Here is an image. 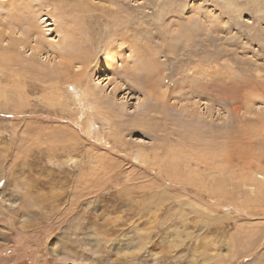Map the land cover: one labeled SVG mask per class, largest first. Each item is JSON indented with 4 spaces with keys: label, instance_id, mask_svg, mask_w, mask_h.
Wrapping results in <instances>:
<instances>
[{
    "label": "rangeland",
    "instance_id": "rangeland-1",
    "mask_svg": "<svg viewBox=\"0 0 264 264\" xmlns=\"http://www.w3.org/2000/svg\"><path fill=\"white\" fill-rule=\"evenodd\" d=\"M0 32V264H264V210L199 182L264 173V0H0Z\"/></svg>",
    "mask_w": 264,
    "mask_h": 264
},
{
    "label": "bare ground",
    "instance_id": "bare-ground-1",
    "mask_svg": "<svg viewBox=\"0 0 264 264\" xmlns=\"http://www.w3.org/2000/svg\"><path fill=\"white\" fill-rule=\"evenodd\" d=\"M75 2V1H74ZM77 3V2H76ZM10 4L12 5V6H15L14 4H13V2L11 1L10 2ZM58 5V4H57ZM74 6V5H73ZM19 7V6H18ZM75 8V10H74V12H75V15H78L79 16V14L78 13H84L85 11H86V7L87 6H85L84 4H83V6L81 5V4H76L75 6H74ZM77 16V17H78ZM52 17H53V15L52 14H50L49 13V17H48V19H52ZM82 18V17H81ZM53 19H54V17H53ZM43 20V19H42ZM83 20V19H82ZM79 21V20H78ZM77 21V22H78ZM72 23V22H71ZM80 23V22H79ZM71 25V24H70ZM75 27V26H74ZM76 29H77V27H75ZM67 29V28H66ZM63 30V41H62V44H61V47L63 46L64 48H63V53L62 54H60L59 56H60V58H61V60H68V62H71V61H73V60H78L81 56H82V53H81V50H82V48H81V46H78V48L76 47V45H74L73 44V49H71V47H70V43H69V39L71 40V37L70 36H77V35H75V34H73L74 32H76V30L75 29H73L72 27L71 28H69L68 27V30ZM80 30V29H79ZM81 31V30H80ZM86 32V31H85ZM83 33V32H82ZM0 34H1V32H0ZM31 34V33H30ZM86 34V33H85ZM84 35V34H83ZM40 37V36H39ZM79 37V36H78ZM184 37V36H183ZM10 38V37H9ZM186 38V37H185ZM16 40V39H15ZM79 40H81V39H79ZM204 40V39H203ZM3 41V39H1V35H0V42H2ZM17 43V42H16ZM15 43V44H16ZM81 43V42H80ZM79 43V44H80ZM40 45V43L39 44H34L33 46H32V48H37L38 46ZM16 46V45H15ZM8 47H10V46H8ZM14 47V46H13ZM84 54V53H83ZM219 57V56H218ZM5 58H10V56H9V54L7 53V55H3V59H5ZM12 58H14L15 59V57L13 56ZM84 57H82L81 59H83ZM143 59H145V58H143ZM150 60V59H149ZM213 60V59H212ZM13 61H15V60H13ZM81 62V61H80ZM148 62H150V61H148V60H142V65L143 64H145L144 66H145V69L148 71V72H152V73H154L157 69L155 68V67H152L151 65H149L148 64ZM150 64H151V62H150ZM144 69V68H143ZM1 70V69H0ZM81 72V71H80ZM83 72V71H82ZM147 72V73H148ZM75 73V72H74ZM147 73H146V75H144V76H147ZM82 74L83 73H81V76H82ZM148 74H150V73H148ZM12 77H14V76H12ZM151 77H152V75H151ZM146 78V77H145ZM153 78V77H152ZM163 78V77H162ZM80 79V78H79ZM148 79H151V78H148ZM161 79V78H160ZM13 80V79H12ZM16 80V79H15ZM80 80H82V79H80ZM79 80V81H80ZM77 81V80H76ZM76 81H73L74 82V84H79L80 85V83H75ZM146 81V80H145ZM155 81V83H157V85L156 86H154L155 84H154V82H153V80L152 81H148V82H146V84H147V86L149 87V91L150 90H152V89H154V87H158V88H160L162 91L158 94V95H156L155 97L156 98H159V99H161L164 95H165V89L162 87V85H160V83H161V81L159 80V81H156V80H154ZM68 82V81H67ZM82 82V81H81ZM142 82H144V81H142ZM68 84H73V83H68ZM144 84V83H143ZM145 84V85H146ZM179 84V83H178ZM211 84V83H210ZM18 85H20V84H18ZM224 85V84H223ZM67 86V85H66ZM205 86V85H204ZM212 86V85H211ZM223 87V86H222ZM226 87V86H225ZM213 88V87H212ZM218 88V87H217ZM221 88V87H220ZM224 88V87H223ZM223 88H221V89H223ZM228 89H230V87H227ZM205 89V88H204ZM55 95L57 96V99L58 100H61L62 99V97H61V93L58 91V87H56L55 88ZM82 90H84V94L86 95V96H88V97H91V99H92V103H91V106L89 107V109L87 110V113H92V112H96V113H98V114H102L103 112H102V107L99 105V103H98V98H97V100L95 99V95H94V93H92L91 92V90L89 89V87L87 86V87H85V88H83ZM218 90V89H217ZM231 90V89H230ZM153 91V90H152ZM216 91V90H215ZM214 91V92H215ZM219 91V90H218ZM210 92V91H209ZM158 93V92H157ZM224 93V92H223ZM81 95V94H80ZM154 95V94H153ZM62 101V100H61ZM87 109V108H86ZM88 115V114H87ZM100 116V115H99ZM98 116V117H99ZM165 117H166V115H165ZM102 119V118H101ZM113 122V121H112ZM142 126V125H141ZM110 136V135H109ZM101 137V136H100ZM105 142V141H104ZM110 142V141H109ZM111 143V142H110ZM115 144V143H114ZM196 144V145H195ZM197 142H194V144H193V142H192V140L190 139L189 140V143H188V146H191V147H194V146H197ZM201 144V143H200ZM211 145H213V143L212 142H204V144L202 145L201 144V146L204 148H202V149H200V148H197L198 149V152H201V151H203V153H201L203 156H200L199 155V153H198V155H192V156H190V158H192V159H194L196 162L198 161V165H200L201 163H204V164H213V163H215V162H217L218 160H219V158L220 157H217V156H214V154L213 155H211V154H207L205 151H210V150H215L216 148H211L210 146ZM110 146V145H109ZM113 146V145H112ZM214 146V145H213ZM113 147H115V146H113ZM114 150H115V148H114ZM117 152V151H116ZM145 152L146 151H144L143 150V148H140V150L139 151H137V156H139L140 158H142L144 155H145ZM189 152V151H188ZM115 153V152H114ZM190 153V152H189ZM227 154V153H226ZM216 155V154H215ZM224 156V155H223ZM223 156H221V158L223 157ZM189 158V157H188ZM198 159V160H197ZM190 160V159H189ZM188 160V161H189ZM223 160H224V163L223 164H226V162H227V159H226V157L224 156V158H223ZM186 161V160H185ZM146 163V162H145ZM188 163V162H187ZM189 164H191V163H188V165H186L185 167L187 168L188 166L190 167V165ZM227 165V164H226ZM247 165V164H246ZM245 168V167H244ZM223 171H221L222 172V178L223 179H221V178H218L217 180H215V181H212L213 180V178H210V177H200V178H202L201 179V181L199 180V182L202 184V182H204L205 184H203L202 186H204L203 187V189L205 190V191H208L209 192V196L212 198L214 195H218L217 196V198H216V201L218 200V201H223V199H221V198H225L227 195L229 196V197H232V195H233V193H236L235 195L236 196H240V194L239 193H243V199H242V196H240V197H238V198H240V203H242V202H244L245 204H246V206H245V209H248L249 211L251 210H254V211H256V213H259V214H263L264 215V211H262L261 213H260V211H261V209L262 210H264V207H262V205H264V173L262 174V176L261 175H259V174H257V173H254V172H250L249 170L247 171H244V172H249V174H247L246 176H245V174H242V173H240V172H237V170L238 169H233L232 167H230V169H228V166H226V168H224V166H223ZM221 169V170H222ZM248 169V168H247ZM191 171V170H190ZM241 171H243V170H241ZM252 171V170H251ZM212 172V174H213V171H211ZM235 172H237V175L236 174H234ZM211 174V175H212ZM225 174H227V176L225 175ZM204 175V174H203ZM190 176H192L191 174H190ZM203 180V181H202ZM220 180V182H219V186H217V183L216 182H218ZM210 186V187H208V186ZM206 187H208L207 189H206ZM157 188V187H156ZM228 188H230V189H228ZM233 188V189H232ZM198 189H200V188H198ZM184 190V189H183ZM191 190V189H190ZM184 191H187V190H184ZM199 191V190H198ZM204 191V192H205ZM189 192V191H188ZM196 192V191H195ZM239 192V193H238ZM198 194V193H197ZM208 194V193H207ZM214 194V195H213ZM202 195V194H201ZM200 195V193H199V195H195L199 200H201V196ZM206 195V194H205ZM201 196V197H200ZM203 196H204V194H203ZM207 196V195H206ZM226 199V198H225ZM237 200V199H236ZM216 201H212V205H217V206H225V205H227V204H219V203H217ZM225 201V200H224ZM181 202V201H180ZM195 203H196V201H195ZM221 203V202H220ZM226 203V202H225ZM233 203V202H232ZM243 203V204H244ZM233 204H236V201H234V203ZM244 204V205H245ZM190 206V205H189ZM235 206V205H234ZM236 206H238V205H236ZM240 206V205H239ZM242 206V205H241ZM191 207H192V205H191ZM216 207V206H215ZM244 207V206H243ZM262 207V208H261ZM204 208V207H203ZM204 209H206V215L207 216H210L211 215V217L210 218H207V219H205V220H209V221H216V222H219V220L218 219H214V218H217L216 216V214H211L210 213V215H208V210H207V208H204ZM209 209V208H208ZM244 210V209H243ZM199 211H200V209H199ZM204 211L205 210H202V211H200V212H202L201 214H204ZM199 212V213H200ZM212 212V211H211ZM214 212V211H213ZM243 212V211H242ZM247 212V211H246ZM196 213H197V211H196ZM216 213V212H215ZM250 213V212H249ZM252 213V212H251ZM251 213H250V215H251ZM200 214V215H201ZM261 214V215H262ZM255 215V214H254ZM27 216V215H26ZM198 216V215H197ZM219 216V215H218ZM221 216V215H220ZM200 217V216H199ZM204 217V216H203ZM251 217V216H250ZM259 217V216H258ZM220 218H222V217H220ZM208 221V222H209ZM226 221H227V218H226ZM214 222H213V224H214ZM183 223H184V221H183ZM206 224V223H205ZM221 224V223H220ZM215 225V224H214ZM264 225V224H263ZM133 226V228H136V226H135V224H133L132 225ZM216 226V225H215ZM240 227V226H239ZM257 227H258V229H261V227H260V225H257ZM246 228V227H245ZM240 229V228H239ZM241 230V229H240ZM240 230H238V231H240ZM76 231V230H75ZM136 231H138V229L136 230ZM185 232V231H184ZM137 233V237H138V243L136 244V245H134L133 247H134V249H133V255L130 257L131 259H134V258H136L137 257V255H138V253H140L145 247H146V245L148 244V243H146L147 241L146 240H148V236H147V234H145L144 232H136ZM149 233V232H148ZM188 233V232H187ZM186 233V234H187ZM257 232H254L253 230H251L250 231V234H256ZM260 234H262V232H259ZM245 235H248V234H245ZM99 237H97V239H98ZM259 239H260V237H259ZM99 240L100 241H103V242H106V241H108V239H105L104 237L103 238H99ZM123 242H127V243H131V241L130 240H128V239H125L124 238V236H122L121 237V239H119V240H113V245L114 246H117V245H120V244H122ZM254 248V247H253ZM255 249V248H254ZM232 252V250H231V248H230V245L227 247V253L228 254H230ZM233 257V256H232Z\"/></svg>",
    "mask_w": 264,
    "mask_h": 264
}]
</instances>
